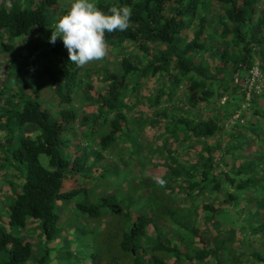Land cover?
<instances>
[{
    "label": "trees",
    "instance_id": "obj_1",
    "mask_svg": "<svg viewBox=\"0 0 264 264\" xmlns=\"http://www.w3.org/2000/svg\"><path fill=\"white\" fill-rule=\"evenodd\" d=\"M2 1L10 3V7L7 9L0 5V35L5 34L9 40L33 36L42 39L43 44L26 48L22 54L10 56L12 73L6 76L9 88L1 90L2 93L7 94L9 104L12 103L11 109H17L10 117L11 110L4 112L7 116L4 122L2 121L0 160L2 154L7 155L13 161L11 167L15 170L17 165L25 167V172L21 178L22 182L12 186L11 194L7 197V200L12 199L11 202L8 205L7 200L2 202L7 205L4 212L8 230L0 227V255L1 253L5 255L0 264H49L51 260L64 259L62 253L69 254L63 251L67 239L74 241V237L81 236L79 234L74 236L76 228H73L71 237L61 235L64 242L60 249L58 247L61 243L60 233L56 230L53 221L57 204L74 196L73 193L70 195L63 192L69 174L90 178L85 169L81 170L76 167L77 165H70L62 146L65 145L63 142L67 140L65 136L76 118L72 100L78 88H85L86 100L91 104L86 119L105 126L106 133L98 140L104 150L115 141L123 129L127 128L129 124L125 117L127 101L137 98L135 93L129 92L126 97L123 95L126 90L124 82L126 78L133 76L141 79L149 74L156 75L162 80L159 81L160 84L165 82L174 89L179 84L185 83L183 99L185 106L191 109L209 102L207 88L210 91L213 83L221 81L223 69L227 70L229 76L234 74L236 77L229 82V88L234 89L233 93L243 79L242 74L250 75L254 60L258 62L262 70L261 77L264 79V0H210L218 2L220 13L215 31L209 32L216 38L213 48L217 62L212 65H205L203 62L207 63V58L211 56L205 48V40H202L206 23L203 7L209 3L206 0H95L94 3L105 14H110L111 7H131L130 27L126 31L106 33L105 39L107 44L131 43L141 52V55H135L132 60H121L118 73L106 70L99 73L100 85L95 93H91L90 90L91 80L87 82L89 75L82 74L86 71L69 62L62 41L58 39L55 44L49 43L47 30L56 21L51 13L53 0ZM66 14L67 11L61 17ZM186 23H195L196 30L191 38L185 40L182 36L187 31ZM148 45H152L151 48ZM1 47V51L12 55L13 47H5V45ZM227 47L231 50H227ZM40 60H45L46 66L40 67L36 73L32 69L38 66ZM42 77L45 81H42ZM238 78L241 80H237ZM208 80L212 82L209 83ZM134 81L138 83L137 80ZM44 83L52 89L54 95L52 98L56 103L54 113L48 111L41 99L30 92L33 84L41 86ZM12 84H16L18 88ZM261 94L264 96V90ZM261 94L250 95L249 101L255 104L256 96ZM241 97H244V91ZM249 110L252 118L258 117L264 123V113H260L254 107ZM216 111L219 112V109L217 108ZM191 112L190 110L185 112L186 115L168 117L167 122L172 123L173 127H182L184 133L187 132L182 138L183 142L189 141L190 138L196 141L197 151L194 152L193 160L197 165V178L191 181L193 177L190 172L177 165L172 153L173 145L177 142L172 141L165 145L168 155L164 159L166 162L164 170H167V178H170L171 182L167 190L170 191L171 187L176 185L175 180H182L187 183L186 186L196 187L199 191L209 188L225 205L232 204L235 207L253 205L259 208L257 210L261 213V209L264 208V155L258 152L254 161L235 160L232 162L233 168L227 172L219 167L231 150L236 152L244 150L239 140L243 139L242 136L246 131L251 132L245 130L248 121L242 125L235 121L223 127V124L218 123V125L211 119H199L195 114L192 116ZM11 118L21 125L36 130V136L31 140L21 135L14 137L10 132ZM253 133L255 134L254 130ZM249 136L254 137L251 133ZM210 137L213 143L207 144L205 140ZM220 137L232 138L236 143L221 149ZM40 155L46 158L48 169L39 164ZM135 155L137 153L133 154L132 150L129 152V158H134ZM135 168L138 172L143 170L144 166L136 164ZM1 170H4L2 164H0ZM4 177L8 178V176ZM253 193L255 197H250L249 195ZM142 199L149 203L144 207L145 213L139 211L140 213H134L133 217H129V213L125 212L127 214L117 216L118 222L110 223L106 227L102 225L100 231L85 234L86 249L80 254L82 259L75 264H121L126 258L131 259V264H167L168 260L178 263L181 259L191 264L194 260L202 262L210 255L213 256L214 263L219 264L218 255L223 251V246L227 248L231 244L233 240L229 238L235 230L218 229L222 222L215 219L217 209L211 207L212 214L207 219H214L211 223L217 230L216 236H221L220 240L212 249L201 248L191 256L182 249L181 244L172 243L162 237L155 226H153L155 235L146 237V229L152 230L153 212L157 208L159 212L164 209L155 197L150 199L145 195ZM110 200V198L97 199L87 206L82 205V209L79 210L87 212L90 218H96L101 215L100 208L111 207L115 210L116 204L111 205ZM244 213L249 216L246 218L248 220L246 223L244 220L249 234L247 245L249 250L247 249L248 254L243 251L232 256V261L236 264H243L244 260L248 263L251 261V264H264V247L252 249V244L256 242L255 237L258 238L264 233V220L254 219L253 212L249 213L246 210ZM166 214L183 232H192V229L182 224L177 212L167 211ZM28 222L36 223L40 230V238L36 241L38 246L35 248L25 234L17 237L10 232L12 229H19L23 233ZM107 232H109L106 238L108 244L99 245L98 240L100 241ZM197 238L201 241L199 234ZM182 239L180 237L178 241L181 243ZM146 240L153 243L152 248L147 247ZM40 241L46 245L43 249ZM54 243L57 244V249L53 257L49 258L48 253L53 252L56 247L47 246ZM81 248L82 245L80 250ZM147 249L158 253L149 255Z\"/></svg>",
    "mask_w": 264,
    "mask_h": 264
},
{
    "label": "rangeland",
    "instance_id": "obj_2",
    "mask_svg": "<svg viewBox=\"0 0 264 264\" xmlns=\"http://www.w3.org/2000/svg\"><path fill=\"white\" fill-rule=\"evenodd\" d=\"M94 1L92 0V2ZM73 2L74 0H53L51 13L55 16L56 21L47 30L49 37H51L52 29H54L57 20H59L65 11L68 12ZM206 2L209 3L203 7V12L206 14V23L205 30L202 33V40H205V48L211 56L207 58V63L205 61L203 62L205 65H212L217 62L213 48L216 38L209 34V32L215 31L220 13L218 2L210 0H206ZM0 5L7 9L10 7V3L7 1L0 0ZM185 27L187 31L182 38L186 40L192 37L193 32L196 30V25L195 23H186ZM40 44H43L42 39L33 36L9 40L5 34L0 35V142L1 135L3 134L2 124L7 116L4 112L11 110L10 117L12 112L17 109H11L12 103L9 104L10 101L7 94L1 92L2 89L7 90L9 88L6 76L12 73L10 70V56H16L15 54L18 53L22 54L26 51V48L32 46L37 47ZM1 45L13 47L12 55L1 51ZM151 46L148 45L150 48ZM108 49V54L103 60L90 62L83 67V70L86 72L82 74L86 73L89 75L90 78L87 82L91 80L89 82L91 93H95L100 85L99 80L101 76L99 73L105 70L118 73L120 71L121 60H132L135 55H141L136 45L127 42H112L108 44ZM227 50L231 49L227 47ZM42 66H46L45 60H40L38 66L31 69L37 73ZM261 71L258 62L254 60L250 75L246 76L242 74L243 79H237L241 80V82L236 86V91L233 93L232 91L234 89L229 88V82L232 79H236V77H234V74L229 76L227 70L223 69L221 81L215 84L213 83L210 91L207 88L208 91L206 94L209 102L207 104L203 103L201 106L198 105L195 109L185 106L183 99L185 95V83L179 84L174 89L173 87H169L165 82L160 84L159 81L162 80L157 78L156 75L149 74L141 79H136L133 76L126 78L124 80L126 90L123 95L126 97L129 95V92L135 93L137 98H131V100L127 101L128 107L125 113V117L129 122L127 128L119 133V138L118 136L115 138V141L112 143L113 145L111 144L104 150L100 147L98 140L106 133L105 126L86 119L85 116L90 112L91 104L86 100L85 88H78L72 100V106L76 111V118L71 128L68 129V133L65 136L67 140L63 141L65 145L62 146L65 151V158L69 160L70 165H77L76 167L81 170L85 169L90 178H86L83 175L75 177L69 174L68 179L64 183L63 192L70 195L73 193L74 196L69 200H63L57 204L55 220L53 221L56 230L60 233L59 240L61 243L58 245L60 249L64 242L63 236L61 235L71 237L73 235V228H76L77 231L74 236L78 234L81 236L74 237V241L67 239V245H65L63 251L69 254L62 253L64 259L58 261L51 260L49 264H75L78 262L79 259H82V256H80L82 250L84 251L86 249L87 238L85 234L89 235L100 231L102 225L106 227V225L117 221V216L129 213V217H133V214L140 213L139 211L145 213L144 207L149 204L142 199V196L145 195H148L150 199L155 197L161 205V208L164 209V211L159 212L157 208L153 212L152 230L146 229V237L155 235V231L153 230V226H155L162 237L172 243L181 244L182 249L188 255L192 256L201 248L203 250L206 248L212 249L213 245L221 238V236H216L217 230L213 227V223H211L214 219H207L209 216L211 217L210 214H212V211L210 209L212 207L217 209L215 219L217 218L216 220L222 222L218 229L235 230V233H232L229 238L233 240L231 244L227 248L223 246V251L218 255L219 264H236V262L232 261V256H236L237 253H242L243 251L248 254L247 249L249 250V247L247 245L249 234L245 223L248 221L246 218L249 216H246L244 211L247 210L249 213L253 212L254 219L264 220V208L261 209L262 212L260 213L257 210L259 208L253 205H244V207L241 205L235 207L232 204L225 205L221 203V198L216 197L209 188L199 191L196 187L190 188L186 186L187 183L182 180H175L174 183L176 185L172 184L173 187L168 191L167 187H169L168 185L171 182L170 178H167V170H164L166 163L164 159L168 155V150L165 145L176 141L177 143H174L172 153L177 165L181 168H186L190 172V175L193 177L191 181L197 178V165H195V160H193L194 152L197 151L196 141L190 138L189 141L183 142L182 138L187 135V132L184 133L182 127H173L171 125L172 123L167 122L168 117L185 114V112H189L190 110L192 111V116L195 114L199 119H211L217 124H223V127L229 126L235 121L239 125L248 121V126L245 130H250V133L254 137H250V133L247 131L243 134L242 138L244 140L240 138L239 141L242 143L244 150L242 152L239 150L237 152L231 150L227 155L228 157L224 159V163L222 162L219 165L222 171H230L233 168L232 162L235 160L254 161L255 155L258 152L264 155V123L258 117L252 118L249 110L254 107L260 113H264V96L261 94L264 90V79L261 77ZM42 79V81H45L43 77ZM134 80H137L138 83ZM208 82L211 83L212 81L208 80ZM243 91L244 97H241ZM30 92L32 95L37 96L39 100L41 99L42 104L48 111L54 113L56 103L52 98L54 96L52 89L47 83L41 86L33 84ZM257 94L261 95L256 96L255 104H252V101H249L250 95ZM217 108L219 112L216 111ZM192 116L188 115L190 118ZM10 120V132L14 137L21 135L26 137L27 140H31L36 136V130L30 129L31 127L27 125H21L12 118ZM205 141L207 144L213 143L211 137ZM232 143H236L232 138H219V146L221 149H225L228 145L232 146ZM130 149L133 154L137 153L134 158H129ZM1 157L0 164H2L4 170L0 171V227L8 230L4 211L12 199L7 200V197L11 194L12 186H16L22 182L21 178L25 172V167L17 165L15 166V170L14 167H11L13 161L9 156L2 154ZM38 159L39 164L43 168L48 169L46 158L40 155ZM136 164H142L144 166L143 170L137 172L135 168ZM2 174L8 176V178ZM249 196L255 197L254 193ZM102 198H110V204H116L114 207L115 210L111 207L100 208L101 215L96 218H90L87 212L79 210V208L82 209V205L87 206V204ZM6 200L7 205L2 203ZM167 211L177 212L182 224L192 229V232H183V230L173 224L166 214ZM148 212L151 213L149 210ZM39 231L36 223L28 222L23 233L19 229H12L10 232L17 237L25 234L27 240H30L33 248H35L38 246L36 241L40 238ZM61 232L63 233L61 234ZM198 234L201 236V241L197 238ZM108 236L109 232L105 233L100 238V241L98 240V244L101 246L108 244L106 242ZM180 237L183 238L181 243L178 241ZM146 241L147 247L152 248L153 243L149 240ZM255 241L252 244V249L264 247V233L258 236V238L255 237ZM81 245L82 248L80 250ZM40 246L43 249L46 245L40 241ZM47 247H56L53 252L48 253L49 258L53 257L57 249V244L54 243ZM183 250L182 252H184ZM146 252L149 255L151 253L154 255L158 253L152 249H147ZM4 258V253H1L0 262ZM166 263L189 264L185 259H181L178 263H173L172 260H168ZM121 264H131V259L126 258L122 260ZM191 264L216 263H214L213 256L210 255L202 262L194 260ZM243 264H251V261L248 263V261L244 260Z\"/></svg>",
    "mask_w": 264,
    "mask_h": 264
},
{
    "label": "clouds",
    "instance_id": "obj_3",
    "mask_svg": "<svg viewBox=\"0 0 264 264\" xmlns=\"http://www.w3.org/2000/svg\"><path fill=\"white\" fill-rule=\"evenodd\" d=\"M110 14L101 11L92 0H74L67 14L54 25L49 43L59 38L67 50L68 60L83 68L108 54L105 34L126 31L130 27L131 7H111ZM163 183V181H161Z\"/></svg>",
    "mask_w": 264,
    "mask_h": 264
}]
</instances>
